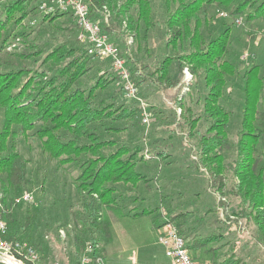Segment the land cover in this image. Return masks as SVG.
<instances>
[{
	"label": "trees",
	"instance_id": "obj_1",
	"mask_svg": "<svg viewBox=\"0 0 264 264\" xmlns=\"http://www.w3.org/2000/svg\"><path fill=\"white\" fill-rule=\"evenodd\" d=\"M37 1L0 0V203L3 216L9 222V229H12L7 238L32 243L24 233L30 224V206L24 207L25 219L20 230L15 212L16 208L23 209L22 203L29 202L14 203V198L21 195L20 188L27 185L33 172L28 170L33 160L26 156L20 145L25 146L32 140L38 143L49 159H54L65 170H68L64 167L67 164L73 172L71 182L77 193L78 206L77 211H71L72 228L69 230L75 242V254L82 248L84 239L99 254V249L103 251L101 240L105 233L100 210L112 200L111 194L116 190L114 183L119 180L132 183L136 176L135 163L140 161L136 162L133 156L140 152L141 146L130 142L119 143L118 139L109 135L100 137L102 131L118 132L114 125L100 123L101 132L96 134L92 127H88L94 120L109 119V107L104 110V102L95 101L99 96L96 90L115 83L117 73L110 67L109 70L99 67L91 82L81 79L93 64L85 41L59 43L52 33L50 37L48 35L46 48L40 43L38 48H34L32 39L35 35H31L39 25L55 28L58 18L69 15L65 11L43 14L38 10ZM85 1L91 17H99L104 9L108 10V25L103 29L111 40L113 36H132L133 54L149 52L146 44L149 41L152 43L154 37L151 41L148 31L155 28L163 30L161 39L165 46L176 49L177 42L180 47L184 42L190 46L188 50L177 51L176 54L169 51L158 56L156 53L160 59L150 63L124 56L138 86L146 81L158 91L175 86L178 74H170L174 60H177L179 73L186 64L193 74L203 78L208 91L200 112L194 111V104L200 100L198 97L193 100L189 96L184 103L183 96L177 99L185 126L190 127L192 135L193 132L199 134L196 149L203 162L209 160L205 158L208 152L215 149L210 171L215 177L214 184H219L218 189L224 186L225 181V165L222 162L225 152L234 148L238 157L244 156L245 161L236 158L235 166L229 168L237 182L235 193L243 203L264 210V109L261 107L264 104V61L252 62L240 73L238 63L243 59L238 60L236 53L234 57L230 46L237 17H244V21L251 26L256 21L261 22L264 32V0H164L163 18L155 14L149 0ZM211 6L225 10L228 17L221 19L222 28L215 32L207 27L209 19L215 18L208 14ZM36 15L40 16L36 27L22 24L25 19ZM159 19L164 29L159 26ZM68 22L71 31L67 36L71 40L70 34L74 35L77 25L73 21ZM202 24L206 26V34L202 31ZM254 30L252 26L247 32L251 40L255 37ZM16 38L22 42L25 40V44L27 38L32 43L27 41V50H18V47L6 50ZM48 40H52L51 43ZM4 53L14 59H4ZM229 87L231 90L227 91ZM117 91L121 90L118 88ZM234 92H239L240 97L236 116L232 109L227 108ZM139 111L137 106L121 103L116 118H122L133 126ZM201 111L204 117L199 124ZM82 137L87 140H81ZM229 138L233 142L230 143ZM228 166L231 167V163ZM36 179L37 176L34 183ZM46 181L43 178L41 182ZM217 188L213 187L218 193ZM253 217L257 225L255 240L264 246V212L256 211ZM177 225L187 240L188 236L182 229L183 221L177 222ZM216 239V235L193 237L187 240V247L190 254L196 252V245L205 247L203 251L206 254L211 251L215 257L211 262L229 264L228 257L218 260L216 247L205 246ZM39 254L42 259V253ZM191 256L195 259L193 254Z\"/></svg>",
	"mask_w": 264,
	"mask_h": 264
},
{
	"label": "rangeland",
	"instance_id": "obj_2",
	"mask_svg": "<svg viewBox=\"0 0 264 264\" xmlns=\"http://www.w3.org/2000/svg\"><path fill=\"white\" fill-rule=\"evenodd\" d=\"M42 1L50 2V0H38V10L43 14H49L39 8ZM149 1L155 14L159 18H163L164 0ZM219 11H224L226 16H219ZM208 14L215 17L209 19L207 25L208 28L211 27L213 32L217 31L218 28H222V25H220L221 19L228 18L225 10L215 6L210 7ZM39 17V15H36L25 19L22 24L29 23L36 27ZM241 18V22L236 23L233 27L230 43L234 57L236 53L239 57L238 60L243 59L242 62L238 63L240 73L252 62L264 61L263 24L256 21L252 25L256 33L253 40H251L247 36V32L250 31L252 26L244 21V17ZM68 21L75 23L71 15L67 14L55 21V28H51L52 26L49 25L47 27L39 25L31 35H35L32 39L33 47L38 48V43L45 47L48 35L50 37L52 33L57 37L59 43L64 42L66 44L68 40V44L80 41L77 26L74 35L73 33L70 34L71 40L69 39L68 32L71 30ZM158 21L159 26L164 29L160 19ZM201 27L203 33L206 34V26L204 27L202 24ZM162 34L163 30L157 28L148 31V38L151 41V37H154L152 43L149 41L146 44L149 48L148 53H132V36H113L112 40L121 48L124 53L121 52L123 56L129 55L132 59L139 58L148 63L159 60L160 57L158 58V56L161 53L167 54L170 51L172 54H176L177 51L181 52L190 48L186 42L181 47L177 42L176 49L165 46L161 39ZM26 40L32 43L31 40L27 38ZM27 41L25 44V40L22 42L16 38L11 45L6 47V50H11L14 47H18V50H27L25 46ZM51 41L48 40V43H51ZM4 57V59H14L12 55H6L5 53ZM92 57L91 63L93 64L90 66V70L88 69L81 77L84 81L91 82L99 67L101 69L107 68V70H109V67L112 69L111 64H107L109 61L107 57L95 55H92ZM125 59L127 58L125 57ZM127 61L126 66L128 67ZM176 66L177 60H174L170 74H178V83L169 89L158 91L154 85L146 81L140 86L136 85L138 93L130 96L118 86L119 75L117 74L115 83L107 84L106 87H100L96 90L99 96L95 101L104 102V110L109 107L107 115L110 117L109 119L94 120L88 124V127H92L96 134L101 132L100 123H104V126L114 125L119 130L118 132L113 134L110 131V133L102 131L100 137L105 138L109 135L118 139L119 143L139 144L141 149L133 156V159L136 158V162L137 160L140 161L135 163L136 176L132 179V183L125 180L114 183L116 190L111 194L112 200L100 210V219L103 221L105 228V233L102 236L103 240H101L104 245L103 251L99 249V254L94 252V255L101 257L104 264H172V261L164 254L163 258L160 257L161 252L159 250H162L163 247L158 241V236L161 234L162 229L154 226L152 221H158L161 218L163 220L162 224L165 222L174 223L179 232L177 222L183 221L182 229L184 235L188 236L187 240L191 239L190 237L199 238L216 235L217 239L215 241L211 240L205 246L216 247L215 251H217V256L219 255V261L228 257L229 264H232V262L235 264H264V246L255 240L257 225L253 217L254 212H264V210L250 207L248 203H243L242 199L236 195V189L234 188L237 184L236 178L229 169L235 166L236 158H240L241 161H245V158L244 156L238 157L234 148L225 152L226 156L222 160L225 165V181H223L224 186L222 188L220 186L218 189L219 184L217 182L214 184L215 177L211 176L210 171L213 166H210L211 156L215 149L208 152L205 158L209 160L203 162L200 153L196 149V137L199 134L193 132L192 135L189 132L188 128L190 127L185 126L186 121L181 116L182 108L179 107L177 101L182 96L183 103L189 100V96L193 100L198 97L200 100L194 104V111L198 113L202 109L208 87L202 77L192 73L190 66L184 64L180 73ZM185 68L189 71L190 75L188 77L185 75ZM130 76L133 79L131 70ZM118 88L122 92L117 91ZM230 90L229 87L227 91ZM238 93H232L229 106L227 104V108L232 109L234 116L238 111L237 103L240 102ZM121 103L134 105L140 109L135 125L128 124L122 118H116ZM261 107L264 109V104ZM202 113V111L201 114L199 113L201 119L199 124L203 121L204 115ZM145 114L148 116H145ZM146 117H148V120L145 122L144 118ZM233 139L229 138L230 143L233 142ZM81 140H87V138L82 137ZM20 146H22L26 156L33 160L28 169L33 170L29 175V182L21 187L20 191L21 193L30 191L34 197V201L29 204L21 202L23 209L16 208L15 211L18 221L17 226L20 230L25 219L24 207L30 206V224L24 233L32 243L20 241L32 247H37L39 244L38 249L34 248L42 253L41 262L43 264H71L77 260L75 255L78 257L82 253L85 243H87V240L84 239L82 248L78 254H75V242L69 229L72 228L71 211H77L78 205L76 201L77 193L71 182L73 175L71 167L66 164L64 167L68 170H65L62 166H58L54 159H49L47 154L41 151L37 142L29 140L25 146L23 144ZM230 163L231 167L228 166ZM226 175H228L227 179ZM36 176L38 179L34 183ZM43 178L47 179L45 183L41 182ZM213 187L217 188L218 193L214 191ZM182 217L186 219L184 218V220ZM5 220L8 224V232H11L12 229H9L7 218ZM60 230L63 233H60ZM105 241H107L106 245ZM194 249L206 253V251H203L205 247L201 248L196 245ZM208 252L209 256H213L210 253L211 251ZM201 256L204 255L201 254ZM206 260L210 261L212 257H208Z\"/></svg>",
	"mask_w": 264,
	"mask_h": 264
},
{
	"label": "built area",
	"instance_id": "obj_3",
	"mask_svg": "<svg viewBox=\"0 0 264 264\" xmlns=\"http://www.w3.org/2000/svg\"><path fill=\"white\" fill-rule=\"evenodd\" d=\"M39 8L47 13L55 11L69 13L78 27L80 40L87 43V52L91 55L107 57L111 68L119 75L118 86L130 96L138 93V88L126 66L125 57L118 45L109 38L108 33L103 29V26L108 25L109 13L107 9L101 12V17H91L85 0H50L49 3L42 1ZM218 14L219 16H226L224 11H219ZM241 20V17H237L235 22L238 24ZM184 70L188 77L190 75L188 69L185 68ZM145 116L148 115L145 114ZM147 118H144L145 122L148 120ZM33 201L34 197L30 191H24L20 196L14 198V203H31ZM60 233H63L62 230ZM7 234L8 224L0 204V264H43L34 247L17 240H10L7 238ZM158 241L172 264H215L211 261L194 259L187 247L186 238L179 232L174 223L165 222L163 224ZM92 246L90 242L85 243L82 253L71 264H104L101 257L94 255L95 251Z\"/></svg>",
	"mask_w": 264,
	"mask_h": 264
},
{
	"label": "crops",
	"instance_id": "obj_4",
	"mask_svg": "<svg viewBox=\"0 0 264 264\" xmlns=\"http://www.w3.org/2000/svg\"><path fill=\"white\" fill-rule=\"evenodd\" d=\"M136 200V199H135ZM148 207V206H147ZM146 207V208H147ZM144 208V207H143ZM157 213V212H156ZM142 215V214H141ZM152 223H153V225L154 226H157L158 228H161V229H163V220L160 218V220H154V221H152ZM107 232H108V230H107ZM191 239H192V237H190ZM106 243H105V245L107 244V241H105ZM162 246V245H161ZM163 247V246H162ZM160 252H161V254H160V257L161 258H163V254H164V256H166L165 255V253H164V248L162 249V250H159ZM191 254H193V256L195 257V259L196 260H200V261H209V260H206L208 257H212V260L214 259V257L213 256H209V254H206V253H201V252H199V251H196V252H191ZM201 254L202 255H204V256H201ZM167 257V256H166ZM168 258V257H167ZM105 260H106V258H105ZM134 260H135V258H134ZM121 263H123V262H121ZM118 264V263H117ZM134 264H136V263H134ZM158 264H160V263H158Z\"/></svg>",
	"mask_w": 264,
	"mask_h": 264
}]
</instances>
